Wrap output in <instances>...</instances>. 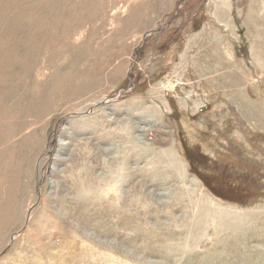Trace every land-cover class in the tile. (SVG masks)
<instances>
[{"label": "rangeland", "instance_id": "1", "mask_svg": "<svg viewBox=\"0 0 264 264\" xmlns=\"http://www.w3.org/2000/svg\"><path fill=\"white\" fill-rule=\"evenodd\" d=\"M247 1L0 0V264H264Z\"/></svg>", "mask_w": 264, "mask_h": 264}, {"label": "bare ground", "instance_id": "2", "mask_svg": "<svg viewBox=\"0 0 264 264\" xmlns=\"http://www.w3.org/2000/svg\"><path fill=\"white\" fill-rule=\"evenodd\" d=\"M220 2H219V4L220 5H218L219 7H225V4L227 3V0H219ZM254 1L255 0H248L247 1V11L250 13L251 11H252V9H253V3H254ZM263 5V4H262ZM218 8V7H217ZM220 11V10H219ZM215 14V13H214ZM216 18H218V17H216ZM252 20V19H251ZM126 174V172L123 174V175H125ZM85 178H87L88 179V177H87V175L85 176ZM84 182H86V179H84Z\"/></svg>", "mask_w": 264, "mask_h": 264}, {"label": "water", "instance_id": "3", "mask_svg": "<svg viewBox=\"0 0 264 264\" xmlns=\"http://www.w3.org/2000/svg\"><path fill=\"white\" fill-rule=\"evenodd\" d=\"M144 38V37H143ZM100 103H103V101H101ZM86 114V113H85Z\"/></svg>", "mask_w": 264, "mask_h": 264}]
</instances>
